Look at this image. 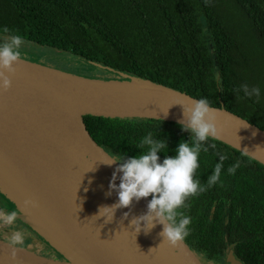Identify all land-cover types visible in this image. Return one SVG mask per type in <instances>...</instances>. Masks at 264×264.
Returning <instances> with one entry per match:
<instances>
[{
	"label": "trees",
	"instance_id": "1",
	"mask_svg": "<svg viewBox=\"0 0 264 264\" xmlns=\"http://www.w3.org/2000/svg\"><path fill=\"white\" fill-rule=\"evenodd\" d=\"M11 35L206 98L264 130V0H0V43ZM100 71L86 74L107 76ZM244 85L259 96L246 97ZM86 122L101 146L125 159L149 133L168 141V156L191 139L162 120ZM203 148L194 176L201 185L225 159L219 181L181 209L191 218L186 242L214 264H224L230 248L246 264H264V166L212 138ZM158 155L162 162L166 154Z\"/></svg>",
	"mask_w": 264,
	"mask_h": 264
},
{
	"label": "water",
	"instance_id": "2",
	"mask_svg": "<svg viewBox=\"0 0 264 264\" xmlns=\"http://www.w3.org/2000/svg\"><path fill=\"white\" fill-rule=\"evenodd\" d=\"M84 60V59H82ZM107 76H83L45 66L39 59L15 65L12 87L0 89V198L5 212L31 230L57 258L25 247L12 260L0 238V264H214L184 240L183 249L162 243L157 226L136 234L132 216L146 213L151 197L117 209L111 222L97 217L118 194L109 193L119 162L100 145L86 118L162 120L180 125L184 104L198 100L185 92L84 60ZM173 105V106H172ZM212 107V106H211ZM219 138H212L264 166V130L224 107L216 108ZM167 113V114H165ZM255 133V135H254ZM247 149L248 151H245ZM122 175V173H120ZM10 178L22 197L5 184ZM117 185L120 180L117 179ZM35 199L46 210L34 213L23 199ZM130 212L127 219L123 214ZM161 244V245H160ZM160 245V246H159ZM150 249H152L150 251ZM224 264H246L230 248Z\"/></svg>",
	"mask_w": 264,
	"mask_h": 264
},
{
	"label": "clouds",
	"instance_id": "3",
	"mask_svg": "<svg viewBox=\"0 0 264 264\" xmlns=\"http://www.w3.org/2000/svg\"><path fill=\"white\" fill-rule=\"evenodd\" d=\"M3 31L8 33L10 30L5 27ZM22 44L23 39L20 35H11L0 43V89L4 91L12 87L11 77L17 71L15 65L21 61ZM240 90L249 98L260 94L258 88L249 90L247 85L238 89ZM174 105L183 106L184 119L179 123L182 130L191 134V139L182 140L175 149L176 155L168 156V141L149 133L137 146L141 150L139 154L126 159L119 156L111 158V161L105 164L111 166L119 162V166L113 172L108 195L115 191L118 194V201L111 206H101L97 217H106L105 222H111L117 209H130L134 201L139 202L141 199L151 197L146 213L132 216L131 225L135 226L136 234L141 231L147 234L157 224L162 225L163 229L159 233L162 237L161 244L182 250L183 242L190 234L191 218L184 215L181 209L188 206L186 202L191 197L206 191L207 187L219 181L225 157H221L215 165L213 174L208 178L207 186L201 185L194 179L196 170L200 166L201 150L207 151L203 148V142L208 141L209 138H219L218 113L210 106L206 98L192 100L187 105L181 102ZM256 150H264V148L257 146ZM245 151L248 150L245 149ZM160 152L166 154L162 162L158 155ZM238 167L239 162L230 166L228 172L234 174ZM117 179L120 180L119 185L116 183ZM38 206V201L35 199L24 201L25 209ZM130 215V212H125L123 219H127ZM17 217V211L5 213L0 210V226L13 225ZM6 243L11 250V259L16 260L19 252L25 249V234L15 230L7 238Z\"/></svg>",
	"mask_w": 264,
	"mask_h": 264
},
{
	"label": "rangeland",
	"instance_id": "4",
	"mask_svg": "<svg viewBox=\"0 0 264 264\" xmlns=\"http://www.w3.org/2000/svg\"><path fill=\"white\" fill-rule=\"evenodd\" d=\"M20 51H21V57H24L29 60L39 59L41 63L44 64L45 66L56 68L58 70L67 71L71 73L75 72L74 74H78V75H82L86 73L89 74L92 72H95L94 74H98V72H101L98 68L87 64L84 60L80 58H77L74 56H68L64 52L56 51L48 47H32V46L30 47L28 44L23 43L21 45ZM87 74L83 76L92 77ZM23 227H21L20 225H16V224L9 226V228L12 229L11 230L12 232L15 230L22 231L25 234V244L26 245L29 244L28 246L31 247V242L27 239L29 234L27 233L26 229H24ZM34 237L31 236L29 238L34 239ZM0 238L5 241L7 238L6 232L0 233ZM55 256H56L55 258L58 257L57 255Z\"/></svg>",
	"mask_w": 264,
	"mask_h": 264
},
{
	"label": "flooded vegetation",
	"instance_id": "5",
	"mask_svg": "<svg viewBox=\"0 0 264 264\" xmlns=\"http://www.w3.org/2000/svg\"><path fill=\"white\" fill-rule=\"evenodd\" d=\"M4 201H3V199H1L0 198V210H2V211H4L5 212V208H3V207H5V203H3ZM5 213H7V212H5ZM14 224H16V225H20L21 227H23L24 225L23 224H21L19 221H16ZM23 225V226H22ZM24 229H26V231H27V233L29 234V236H28V240L31 242V247H34V250L38 253V254H41L42 253V251H43V253L41 254V255H44V256H47L48 255V257H52V258H55L56 256H55V254L48 248V247H46L44 244H42L41 242L39 243V239H37V237H34V236H36L31 230H29L27 227H23ZM12 229H10L9 228V226H0V233H2V232H6V235H7V238L11 235V233H12V231H11ZM31 236H33L34 237V239H36V240H34V239H30L29 237H31ZM7 238H6V240L5 241H7ZM29 245V244H28ZM28 245H26L25 244V247H27ZM29 247V246H28ZM40 251V252H39ZM50 255H52V256H50ZM225 257H226V255H225ZM225 259V258H224Z\"/></svg>",
	"mask_w": 264,
	"mask_h": 264
},
{
	"label": "bare ground",
	"instance_id": "6",
	"mask_svg": "<svg viewBox=\"0 0 264 264\" xmlns=\"http://www.w3.org/2000/svg\"><path fill=\"white\" fill-rule=\"evenodd\" d=\"M0 175H3V173L0 171ZM5 184L11 189V190H13L16 194H17V196H19V197H22V196H24L25 195V192L17 185V184H15L10 178H8V177H5ZM23 200H26V198L25 199H23ZM39 204V203H38ZM31 210L34 212V213H39V211L40 210H46L41 204H39V206L38 207H36V208H31Z\"/></svg>",
	"mask_w": 264,
	"mask_h": 264
}]
</instances>
